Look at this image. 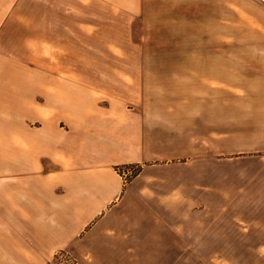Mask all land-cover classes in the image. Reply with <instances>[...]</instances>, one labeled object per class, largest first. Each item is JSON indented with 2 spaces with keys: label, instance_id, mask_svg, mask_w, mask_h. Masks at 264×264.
I'll list each match as a JSON object with an SVG mask.
<instances>
[{
  "label": "crops",
  "instance_id": "0c3cea01",
  "mask_svg": "<svg viewBox=\"0 0 264 264\" xmlns=\"http://www.w3.org/2000/svg\"><path fill=\"white\" fill-rule=\"evenodd\" d=\"M20 8L50 27L19 75L0 61L17 105L0 112V264H264V146L233 149L216 95L234 67L216 42L264 34V0H0V25ZM58 49L62 68L41 63Z\"/></svg>",
  "mask_w": 264,
  "mask_h": 264
},
{
  "label": "rangeland",
  "instance_id": "374dc122",
  "mask_svg": "<svg viewBox=\"0 0 264 264\" xmlns=\"http://www.w3.org/2000/svg\"><path fill=\"white\" fill-rule=\"evenodd\" d=\"M7 15L9 18L8 23L0 25V61H4L7 66L33 64V52H36L33 49V42L42 39L43 33L47 34L50 26L35 25L32 21L37 16H47L48 10L33 8L9 9ZM16 21H21V23H15ZM23 21L24 24H22ZM236 28H239V26H233L232 36L234 39L216 42L217 48H231L234 51V57L232 58L234 63L233 88L231 91L222 89L216 92L217 96L231 95L233 119L231 122L218 119L217 124L219 126L220 124L226 125L227 132L229 125L232 124L233 149L249 151L264 146V39H256L259 36L264 37V34L248 31V29H252V26L245 27L246 30L243 29L241 32ZM253 30H255L254 27ZM40 32L41 38L38 36ZM61 44L63 43L61 42ZM204 44V42H201L199 46L195 47H207ZM41 52L46 54L48 50L45 52L41 50ZM63 54L64 50L58 49L52 57L42 58L41 63H51L62 68L66 64ZM235 54H247V56H235ZM9 68L10 71L4 74V65H0V76L3 74L6 76L3 78L4 80L9 79L8 76L15 77L20 74V71L16 70L18 68L10 66ZM31 75V73H25V76ZM56 76L58 77L57 80L61 81L64 79L65 73L58 72ZM195 92L196 95H210L209 90H195ZM9 106L11 110L6 109L8 108L6 105L0 104V112L16 111V104H9ZM223 133L224 130L218 128L216 136L218 145L224 144ZM138 165L140 164L122 165L117 167V171L124 180H128L139 172H136Z\"/></svg>",
  "mask_w": 264,
  "mask_h": 264
},
{
  "label": "built area",
  "instance_id": "2783aa9c",
  "mask_svg": "<svg viewBox=\"0 0 264 264\" xmlns=\"http://www.w3.org/2000/svg\"><path fill=\"white\" fill-rule=\"evenodd\" d=\"M56 258L60 264L62 263L70 264L72 262V259L70 258V256H68L65 252H57Z\"/></svg>",
  "mask_w": 264,
  "mask_h": 264
},
{
  "label": "trees",
  "instance_id": "16d2710c",
  "mask_svg": "<svg viewBox=\"0 0 264 264\" xmlns=\"http://www.w3.org/2000/svg\"><path fill=\"white\" fill-rule=\"evenodd\" d=\"M140 169H141V165H138L137 169H136V172L140 171Z\"/></svg>",
  "mask_w": 264,
  "mask_h": 264
}]
</instances>
